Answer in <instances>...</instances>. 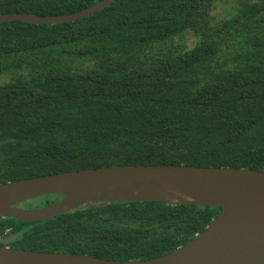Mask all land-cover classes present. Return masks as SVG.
I'll return each mask as SVG.
<instances>
[{"label": "trees", "instance_id": "obj_1", "mask_svg": "<svg viewBox=\"0 0 264 264\" xmlns=\"http://www.w3.org/2000/svg\"><path fill=\"white\" fill-rule=\"evenodd\" d=\"M100 1L0 0V15L62 16ZM164 164L264 171V0H116L66 23L0 24V185ZM220 211L109 202L37 222L5 216L0 246L150 260Z\"/></svg>", "mask_w": 264, "mask_h": 264}, {"label": "water", "instance_id": "obj_2", "mask_svg": "<svg viewBox=\"0 0 264 264\" xmlns=\"http://www.w3.org/2000/svg\"><path fill=\"white\" fill-rule=\"evenodd\" d=\"M116 0L73 14L0 15V24H58L88 17ZM46 195L60 200L39 208L18 204ZM109 202H183L221 209L186 245L150 260H107L87 254L35 252L0 246V264H264V171L188 165H114L38 176L0 185V217L37 222L83 205Z\"/></svg>", "mask_w": 264, "mask_h": 264}, {"label": "rangeland", "instance_id": "obj_3", "mask_svg": "<svg viewBox=\"0 0 264 264\" xmlns=\"http://www.w3.org/2000/svg\"><path fill=\"white\" fill-rule=\"evenodd\" d=\"M24 206V205H23Z\"/></svg>", "mask_w": 264, "mask_h": 264}]
</instances>
